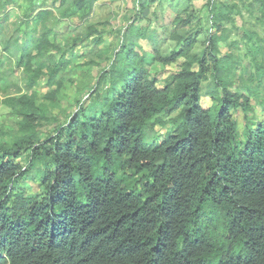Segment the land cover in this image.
<instances>
[{
  "label": "trees",
  "instance_id": "obj_1",
  "mask_svg": "<svg viewBox=\"0 0 264 264\" xmlns=\"http://www.w3.org/2000/svg\"><path fill=\"white\" fill-rule=\"evenodd\" d=\"M99 1L0 0V91L16 88L3 101L19 117L0 138V264H264V122L245 118L250 136L237 146L232 120L264 90V0H207L204 24L196 10L175 16L170 51L157 40L152 54L138 24L171 0H134L113 49L99 48L103 31L90 24ZM232 11L261 30L242 36L243 63L220 51L236 47L224 35ZM67 28L71 47L55 40ZM80 61L76 108L58 123L50 109ZM177 64L162 81L151 71ZM14 76L23 89L6 84ZM30 181L40 195L17 189Z\"/></svg>",
  "mask_w": 264,
  "mask_h": 264
},
{
  "label": "rangeland",
  "instance_id": "obj_2",
  "mask_svg": "<svg viewBox=\"0 0 264 264\" xmlns=\"http://www.w3.org/2000/svg\"><path fill=\"white\" fill-rule=\"evenodd\" d=\"M157 1L158 0H154ZM164 0H161L163 2ZM190 1V3L188 2ZM171 0L170 5L163 3L162 5H159L157 7V3L154 4L153 7L149 9L148 16L146 20L139 23L138 26H147L148 29L144 33H137L139 38L138 43L141 47V51L143 53H151L152 49L159 48V45L157 40L164 41L165 45L163 44L161 47L162 51L169 52L170 51V41L167 39L170 29V24L175 16H181L183 12L187 11L190 12V10H196L201 13L200 21L202 24L205 23V17H206V11H205V5L207 3V0ZM135 7V9H134ZM156 7L158 8V11L156 10ZM138 6L134 4V0H100L93 12V18L92 22L90 23L99 30L103 31L102 39L103 43L99 46L100 49L111 47V49L116 48L120 43V31L124 29L127 22L131 21V17L134 16L135 10H137ZM20 16V13L17 9L12 14V21L18 19ZM232 21L225 22L226 27L224 28V35L227 37L228 42H234L236 43V47L233 49L227 48L226 42H220V51L222 54H233L240 62L243 63V60H245L246 54V47L244 43H247L245 40L242 39V36L249 35L250 33L256 32L259 33L261 30L258 29L260 26L258 23H254L252 18H249L246 15H243V17L238 16L234 11L230 13ZM144 17V16H143ZM260 25L262 23L260 22ZM119 32V34H118ZM136 35V32L134 33ZM96 36V35H95ZM56 38H62L58 39L57 42L62 41V46L71 47L72 42L75 38V33L72 32L71 28L65 29L62 34H58L55 37ZM202 38L199 40V43L195 46L193 49V54H199V50L203 48L202 44ZM105 43V45H104ZM82 44V43H81ZM83 45V44H82ZM250 45V44H249ZM248 45V46H249ZM76 46H81L79 43L76 44ZM75 48V47H74ZM76 49V48H75ZM79 47L77 48V50ZM183 60L180 59L179 62H182ZM249 62V60L247 61ZM83 61H80L78 65L75 68H71L67 70V80L71 82H66L64 84L63 89L61 90L58 97L61 99L58 103V107L55 109H50V112L53 116L57 117L58 123H62L65 121V115L70 113L72 110H74V107L71 108L70 105L74 104L72 99L77 94L76 86L74 85L73 81H77L79 78V75L86 74L85 72L89 68L88 64H82ZM100 67H92L91 69H94V72L92 75L96 77L99 73H96V71ZM241 66H239L238 71L241 70ZM179 70V66L177 65H169V66H161V65H153L151 68V71H157L160 72V80H164L167 76L177 72ZM246 74V73H245ZM73 80V81H72ZM75 81V82H76ZM245 81V83H244ZM244 84H250V81H248V78L244 76ZM241 81L236 78V84L233 87V90L239 87ZM6 84L8 86L15 85L19 89H23V84L20 82V79L16 76L8 78L6 80ZM208 86L209 89H212L214 84L212 82V79L209 78V81L204 84V86ZM254 85V84H253ZM37 97L39 100H42V96L48 92L47 86L42 83L41 86L37 89ZM214 88L212 90L206 91L202 88L201 94L204 95L201 98V103L204 109L209 108L212 105V101L210 98L213 97L214 94ZM243 94L246 95V93L243 91ZM17 91L15 87H9L5 91H0V138L2 135H5V133L11 134L12 131L15 129V122L19 120V117L16 113V110H14L9 104L4 103L3 100H9V99H15L17 98ZM249 102L251 105V108L253 109L252 112L244 113L241 109L234 111L232 114V120L233 123L237 126V134H236V145L239 146L241 143L244 142V140L247 139L248 136H250V133L248 132V127L246 125V119L251 120L252 117H255V119L263 121L264 122V90H261L257 96H252L249 98ZM84 106L88 104L87 97L83 100ZM72 109V110H71ZM54 126L46 125L41 128V132L44 134H48L52 132V129ZM154 133L157 136H163L165 133V129L158 130L157 127L154 129ZM39 181L36 182H19L17 189L26 191L29 195L38 194L40 195V190L38 187ZM233 257L236 256V253L232 255Z\"/></svg>",
  "mask_w": 264,
  "mask_h": 264
}]
</instances>
